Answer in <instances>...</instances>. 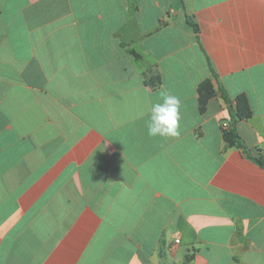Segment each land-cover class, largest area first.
<instances>
[{"label": "crops", "instance_id": "1", "mask_svg": "<svg viewBox=\"0 0 264 264\" xmlns=\"http://www.w3.org/2000/svg\"><path fill=\"white\" fill-rule=\"evenodd\" d=\"M0 264H264V0H0Z\"/></svg>", "mask_w": 264, "mask_h": 264}, {"label": "clouds", "instance_id": "2", "mask_svg": "<svg viewBox=\"0 0 264 264\" xmlns=\"http://www.w3.org/2000/svg\"><path fill=\"white\" fill-rule=\"evenodd\" d=\"M161 102L152 104L147 122L150 137L179 136L180 100L166 91L160 93Z\"/></svg>", "mask_w": 264, "mask_h": 264}, {"label": "trees", "instance_id": "3", "mask_svg": "<svg viewBox=\"0 0 264 264\" xmlns=\"http://www.w3.org/2000/svg\"><path fill=\"white\" fill-rule=\"evenodd\" d=\"M179 5H183L184 0H177ZM187 23L193 28L195 34L198 33V28L197 25L191 22L188 18L186 17ZM208 80L204 81L203 83L200 84L199 86V93H200V99H199V109L202 111L205 106V102L208 98V94H202V89L204 86L208 84ZM208 95V96H207ZM250 109L247 103V100L245 99L244 96H238L235 99V107L234 109H231V120L233 124L238 121V120H243L247 119L250 117ZM223 141L225 143L226 147H237L243 149L246 154L250 157L251 154L249 153V150L245 147L243 144V141L241 140L240 136L237 134L235 129L232 127L228 130L223 131ZM260 164L262 163L261 160L256 159Z\"/></svg>", "mask_w": 264, "mask_h": 264}, {"label": "built area", "instance_id": "4", "mask_svg": "<svg viewBox=\"0 0 264 264\" xmlns=\"http://www.w3.org/2000/svg\"><path fill=\"white\" fill-rule=\"evenodd\" d=\"M221 127L223 130H228L229 129V124L227 122H222L221 123ZM179 241L176 240L171 246H170V250H174L176 248V246L178 245Z\"/></svg>", "mask_w": 264, "mask_h": 264}]
</instances>
